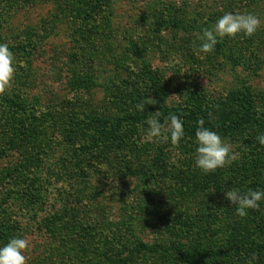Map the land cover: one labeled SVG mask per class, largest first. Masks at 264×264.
Wrapping results in <instances>:
<instances>
[{
    "label": "rangeland",
    "instance_id": "rangeland-1",
    "mask_svg": "<svg viewBox=\"0 0 264 264\" xmlns=\"http://www.w3.org/2000/svg\"><path fill=\"white\" fill-rule=\"evenodd\" d=\"M226 12L261 27L198 53ZM0 43L19 62L0 95V247L27 238V264H264V201L241 218L225 198L264 190L255 126L220 136L237 158L207 174L196 138L149 140L147 119L99 137L147 97L218 121L248 93L264 121V0H0Z\"/></svg>",
    "mask_w": 264,
    "mask_h": 264
},
{
    "label": "clouds",
    "instance_id": "clouds-1",
    "mask_svg": "<svg viewBox=\"0 0 264 264\" xmlns=\"http://www.w3.org/2000/svg\"><path fill=\"white\" fill-rule=\"evenodd\" d=\"M261 27L260 18L254 13H224L212 28H204L199 36L201 41L198 53L210 54L215 50L219 42L218 38H235L243 33L247 37L256 34ZM19 62L6 43H0V95H4L12 86L17 73ZM172 97V96H171ZM157 101L152 98H145L136 105L138 111H145V104L155 105ZM160 111L149 115L146 121L147 138L162 142H171L173 146L179 144L184 136V124L180 116L169 113L164 122L161 123ZM198 127L195 132L197 141L195 164L204 173H212L217 169L230 166L237 158V153L233 151L231 144L226 143L217 132L204 127L203 118L198 120ZM256 141L264 146V133L256 136ZM225 198L236 206V215L244 218L248 215L249 209L258 210L260 202L264 201V190L249 189L242 192L240 189L231 188L225 192ZM29 249L27 238L14 237L3 247H0V264H27L28 257L25 253ZM257 257L253 254L248 264Z\"/></svg>",
    "mask_w": 264,
    "mask_h": 264
},
{
    "label": "trees",
    "instance_id": "trees-1",
    "mask_svg": "<svg viewBox=\"0 0 264 264\" xmlns=\"http://www.w3.org/2000/svg\"><path fill=\"white\" fill-rule=\"evenodd\" d=\"M95 1L98 3L100 2V0ZM237 99L240 103L239 111L227 117L226 119L223 118L222 120L213 121L207 117V114L201 112V107H198V109L193 108L190 110L183 111L170 110L166 112L167 114L161 112L159 119L160 121H164L165 118L169 115V113H174L180 116L184 124V135H187L189 138H196L195 132L198 127L197 122L200 118H203L205 121L204 127L217 132V134L220 136L233 135L238 132L249 130V128L252 126H255L254 129L257 128L258 135L264 133V121L255 116V113L253 112V107L249 99V94L241 93V95H238ZM160 108L161 107L158 105L154 106L145 104V111L141 112L135 109L132 114L126 115L117 120L115 126L112 125L114 123H111L112 127H109L107 131L105 130L104 132H101L99 137L103 138V140L105 138V140H107L108 142L110 140V137L113 136V134H117L120 131L122 123L124 121L129 120L128 123L130 125L143 123L144 120L149 118V115L154 114L156 112L155 110H160ZM1 236L2 235H0V238ZM261 251H263L264 255V241L263 246L261 247Z\"/></svg>",
    "mask_w": 264,
    "mask_h": 264
}]
</instances>
